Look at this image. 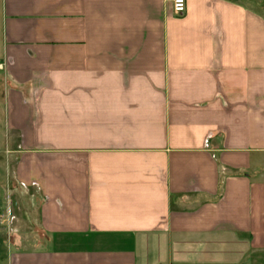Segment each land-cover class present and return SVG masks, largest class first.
<instances>
[{
	"label": "crops",
	"instance_id": "obj_1",
	"mask_svg": "<svg viewBox=\"0 0 264 264\" xmlns=\"http://www.w3.org/2000/svg\"><path fill=\"white\" fill-rule=\"evenodd\" d=\"M0 0V264H264V0Z\"/></svg>",
	"mask_w": 264,
	"mask_h": 264
},
{
	"label": "rangeland",
	"instance_id": "obj_2",
	"mask_svg": "<svg viewBox=\"0 0 264 264\" xmlns=\"http://www.w3.org/2000/svg\"><path fill=\"white\" fill-rule=\"evenodd\" d=\"M2 73L0 72V76ZM3 85L0 86V91H2ZM7 145L5 144V141H0V180L4 181L5 188H7L8 180L6 172V161H7Z\"/></svg>",
	"mask_w": 264,
	"mask_h": 264
},
{
	"label": "built area",
	"instance_id": "obj_3",
	"mask_svg": "<svg viewBox=\"0 0 264 264\" xmlns=\"http://www.w3.org/2000/svg\"><path fill=\"white\" fill-rule=\"evenodd\" d=\"M187 10L186 0H174L173 1V11L177 15H183Z\"/></svg>",
	"mask_w": 264,
	"mask_h": 264
}]
</instances>
